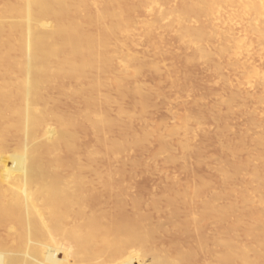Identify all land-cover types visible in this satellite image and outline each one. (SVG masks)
<instances>
[{
  "label": "bare ground",
  "instance_id": "6f19581e",
  "mask_svg": "<svg viewBox=\"0 0 264 264\" xmlns=\"http://www.w3.org/2000/svg\"><path fill=\"white\" fill-rule=\"evenodd\" d=\"M140 12L141 15L143 13L146 14L148 18L146 19V16L143 17V14L139 22L137 13ZM198 16L204 17V20H197ZM196 20L200 22V25L198 22V25L195 27ZM136 26H138L139 31L135 30ZM158 30H160L159 33ZM171 35L173 39H170L169 36ZM120 37L127 40V43H137L138 47V42L140 44V42L144 41L146 43L143 42V44L150 43V45L154 46L155 40L162 44L163 39H177L174 41H178V44L183 48L180 50L190 49L193 53L192 58L189 56L188 58L184 57L186 59L184 60L187 61L185 64L187 65L189 61L190 66L192 60L200 62V60L207 61L208 59L209 64L214 65L217 62V60L211 59L212 57L214 59L215 55L212 56L214 53L219 56H225L227 62L231 59H240L238 63L231 60L232 64L237 63V67L233 65V68L235 66L239 70H237L238 72L233 70L231 74L235 72L238 74H234L235 76L231 75L230 77L233 76L232 78H235L242 74L246 79L244 81H247L251 85L255 82L254 89L257 90L259 87L258 90L261 88L264 93V69H261L264 68V0H0V264H142L143 256L146 255L152 258L149 264H192L201 253H204L205 257L196 264H264V201L258 197L264 183V131H261V129V132L257 133L258 135L254 139L255 144L248 141L256 147L261 146L260 149L263 147L262 151L256 148L259 151H255V153H251L252 150H248V147L245 145V147L241 146L243 145L241 143L245 141L243 139L248 136L252 137L253 133L245 134L246 137H243V133H246L245 130L241 133L243 136L240 132H238L239 134L233 133L234 131L230 132L232 137L236 139L239 137L234 136L235 134L240 135L239 139L241 136L243 139L241 138L242 142L240 145H238L240 141L237 139L238 143L236 142V146H229L230 143L229 145L226 143L229 147L224 150V153L232 158L234 155L239 156V152H242L240 150L246 148L249 151H246L248 156L244 160L241 158L243 160L241 162L239 159L236 160L239 162L235 161L230 164L224 158L223 162H228L226 165L229 164V166L220 165L218 166V171L213 166V171L218 172L216 176H218L219 186L205 198H202L201 194L208 187L207 181L209 180L204 179V175H202L203 177H200V175L197 179L198 181L196 180L198 182L197 185H194L195 188H192L193 190L190 192H186L184 187H175L174 189V184L172 185L171 183L168 184L171 185L167 188L166 184L165 188L167 189L162 187L163 193L161 197L160 195V198L150 197L143 209H140V198L130 197V195L126 197H114L103 204L94 201L95 188L91 186L89 181L90 174L99 166L114 164V168L111 167L110 172L103 176V184L108 186L116 182H129V179H132L135 173L133 175L132 171H126L125 168L127 167L123 165H127V161L124 163L123 159L124 152H127V148L139 150L143 147L144 149V143L147 142L148 129L152 128L153 131V127L150 128L151 124L149 121H145L143 116L142 120L144 122L140 121L138 117V122H140L138 126L144 127L147 124L141 126V123L146 122L149 123L148 129L142 128L138 135H129V128L124 119L125 115L129 114L131 120L135 116L133 115V111L131 112L132 117L130 116L131 113L122 110H118V113L117 111L114 112L117 114L110 116V114H113V112L109 113V111H112L110 110L111 104L116 103L120 99V96L126 93L125 89H127L128 84L130 86L131 82H136L139 75L136 76L139 70L138 66H141H136L134 62L140 55L136 56V58L135 56L125 58L123 53L119 54L117 52L119 55H123L121 57L113 52V50L116 52V48L125 41L122 40L123 42L120 43ZM205 38H208L206 39L207 41L211 40L210 43ZM204 42L205 44H209L204 47ZM158 46L161 47L160 45ZM144 47L145 45L143 49L147 51L148 49ZM126 50L128 49L126 48ZM133 50L137 51L134 47ZM144 50L143 52L145 53ZM155 51L156 49H153V52ZM157 51L159 53L163 52L159 48ZM177 51H174L176 55ZM126 52L128 53V51ZM170 52L172 51L170 50ZM180 52L179 55H181ZM155 54L157 53L155 52ZM155 54L152 55L157 56ZM165 55L162 57H165ZM148 57L151 59V55ZM148 57L145 56L144 58ZM159 57L156 59L154 57L153 62L155 60L158 62V59H161ZM179 57L177 56L178 59H183L182 55L181 58ZM177 58L175 57V59ZM149 59L145 63H149ZM166 59L169 60V58ZM252 59H255L253 62H256V65H262L261 67H252V64H249L253 69L246 71L243 64ZM181 60H179L180 65H178L182 68L184 60ZM225 60L221 62H225ZM174 61L176 62V60L170 62ZM159 62L164 63L166 61L159 60ZM168 62L166 63L168 64ZM200 63L197 62L195 66L197 64L200 65ZM158 65L160 66V64H157L159 68ZM165 65L163 64V67ZM201 65L203 66L204 64L202 63ZM166 67L164 68L166 69ZM219 67L214 66L213 71H217ZM222 67L224 69L227 66L222 65ZM205 68L208 69L206 66ZM155 70L153 68V71ZM142 71L144 73L146 70ZM228 71L229 74L230 70ZM160 73L164 77V74ZM209 73L208 70V75L210 76L211 73ZM203 74H206L205 77L207 76V73ZM214 74L215 76L217 75L216 77L219 76V72H215ZM127 75H135L136 78L134 77V80L132 79L128 83L129 81L125 80L126 78L128 79ZM183 76L185 77V74ZM145 77L148 78V76ZM215 78L211 81L214 82L217 79ZM154 79L151 76L150 80H148L155 82L156 79ZM182 79L186 81L187 78ZM124 80L128 83L126 86V83L123 84ZM178 80L175 79V81ZM183 80L181 82L184 85L190 82L187 81L185 83ZM207 81L209 82V80ZM239 81L238 84L240 83ZM167 82L166 80V84ZM202 84L203 82L199 85ZM257 84L258 86L256 87ZM146 85L148 84L146 83L144 86L146 87ZM189 85H192V81ZM199 85L197 86L198 88ZM219 85L222 86L224 84ZM241 85H244L245 89L248 87L245 82L240 83L239 87L237 86L238 92L236 90V92L232 91L236 87L232 90H230L229 86L227 87L232 91V95L235 93L237 96L241 92L238 88L241 87V89L245 90ZM141 86L135 85L132 88L129 87L128 91L126 90L127 94H130V97L133 95H131L129 90H132L133 94L135 93L134 97H132L134 100L127 97L129 94H126L127 96L126 98L124 96V98L126 100L129 98L133 102L136 99L135 95H137V104L143 115L148 111V108H152L151 105L153 103L149 105L148 94ZM173 86L175 85L173 84ZM202 86H205V84ZM205 87H200L198 90L201 91V88L205 90ZM209 87L212 88V85ZM222 87L225 91L228 90L225 85ZM222 87H218L217 89L224 91ZM150 89L153 90L151 87ZM190 89H194L193 86ZM110 91H113V96L116 93V96L110 95ZM203 91L200 93L202 94ZM230 91L227 92L229 93ZM248 91L243 95L245 98H248L242 99L243 103L246 104L240 102L241 97H239L240 100L236 96V98L233 97L230 100V97L226 96L227 93L222 95L227 99H222L219 96L220 98L217 100L219 103L212 100L217 106H214V102H210L213 103V107L217 108L222 102L221 99H226L224 100L226 102H223L225 106L226 103L228 105V102L234 106V103H237L234 99H238L239 101H236L239 104L243 106L249 105L246 106L249 108L248 99L250 101L252 97L257 99L258 103L264 102L263 98H259L256 95L253 96L252 91L250 92L252 97L250 95L245 96ZM158 92L161 93V90ZM242 92L240 93L241 95ZM200 93L198 92V95ZM231 93L228 95L230 96ZM263 93L262 95H264ZM216 94L218 95V93ZM259 94L261 95V92ZM167 95L165 94V98ZM202 96L204 97V95ZM122 97L121 99H124ZM228 99L229 101H227ZM254 99L253 101H255ZM125 101H119L122 103V105H119L123 109L128 106ZM167 101L165 100V104ZM191 101L189 100V103ZM189 103L186 106L192 104ZM258 103L256 104L259 106ZM133 104H130L129 107L131 105L133 107L136 106ZM169 104L167 103V106ZM256 104L255 106L251 105V108L258 107ZM260 105L262 106L261 110H264L263 103ZM157 106L159 105L156 103V106L153 107L155 111H157ZM211 106L207 108L206 105H202V107H206L207 109H210ZM225 106L223 107L225 108ZM197 107L199 108V105L195 107L199 111ZM213 107L211 109L214 112L216 108L214 110ZM223 107L222 109L224 110ZM228 107L231 108L232 105L227 106V110L223 111L226 117L228 115L225 113L228 110V112H232L229 115L241 112V108L240 110L238 109L239 112H235V109L233 111L228 109ZM157 109H161V106ZM183 109L186 110L188 108ZM254 109V112L257 111ZM242 110L244 111V109ZM261 110L258 109L259 112ZM221 111L218 112L216 110L218 114L216 112L214 114L218 115V118H221L223 113ZM178 112L177 119L174 117L176 115L173 116L174 121H181L188 115V112L186 114L183 110ZM197 113L204 114L203 117L206 114L205 117L208 115L209 118L216 120V115L214 116L204 111L202 113L201 109ZM197 113L196 115H198ZM249 113L244 117L245 121ZM138 114L140 115L139 111ZM201 114L200 117L202 116ZM242 114L240 113V119H243V116H245L244 114L242 116ZM263 114L259 116L255 112L252 115L264 117ZM116 115L117 117H115ZM188 116L191 117L192 115ZM249 117H251V114ZM151 118L153 120V116ZM147 119L148 117L146 116ZM135 120L133 121L136 122ZM168 122L169 126L170 123ZM201 122L203 123L204 121L201 120ZM241 122L239 121V123ZM251 122L249 125L245 122L247 123L245 128L251 124L259 125ZM176 123L178 122L176 121ZM218 124L220 125V123ZM224 124L223 126H226ZM160 125L162 127V124ZM187 125V128H185L184 124L183 126L181 125L180 136H185L184 131L188 129ZM194 125L197 126V124ZM226 127L224 128L225 131H223L222 127L220 128L222 130L216 129V131L221 132L220 135L224 132L229 133L230 130L227 131L229 129L228 125ZM249 128H246V131ZM138 129L140 130L141 128L138 127ZM83 130L91 133L92 140L79 145L75 139ZM114 130L117 131L116 135H118L116 137L112 133L115 138L109 134ZM155 131L154 134H156ZM166 132H170L171 134L172 130ZM218 132L212 133V137ZM227 133L225 134L229 136L230 141L231 137ZM160 134L158 133V135ZM108 135H111V137ZM208 136L210 135L207 134L203 137ZM10 137H14L17 140L13 148L8 147V139ZM203 137L196 141H204ZM215 137L214 139L217 140ZM223 137L226 138H222L223 140H228L226 136ZM234 138L232 140H236ZM149 139V141L152 140V138ZM167 140L163 137H158L156 139L158 143H155V146L153 144L152 147L159 148L160 151L170 150L174 153V150H171L173 142L170 145L171 147L167 149L166 143L169 144ZM223 144V146L226 145L225 143ZM148 146L147 151L150 150L152 152L154 148H150L151 142H149ZM179 146L183 153L191 151L184 137L179 141ZM194 146L196 147V145ZM250 148L252 147L250 146ZM196 149L199 150L198 147ZM220 149L223 148H219L218 152ZM147 151L145 152L147 153ZM221 151L223 153V150ZM129 153L130 151L128 150V155ZM176 153L178 154L179 152ZM132 154L135 155L136 152ZM169 155L166 156L169 157ZM162 156L165 158L160 153L159 158ZM179 156L175 155L174 158L178 157V161L182 162L183 159H180ZM139 157L142 159V156ZM24 158L29 159L30 165L28 166L27 173L21 179L17 165ZM171 158L173 159V156ZM201 158L204 159L205 157ZM210 158L213 157L211 156ZM155 159H153L155 162L157 161V163L161 164L160 167L164 166L161 162L162 159L159 160L157 156ZM172 159L166 161L165 164L167 162L170 164ZM134 160L133 158L131 159V161ZM153 160L151 158V161H148L152 162L150 163L151 167L148 169L151 170L153 166V168H156V172H159V165L157 166ZM216 160H213V162H216ZM252 160L255 161V165L259 163L257 167H254L255 165L252 166ZM176 161L177 159L174 163ZM135 162L130 163L134 165ZM195 162H193V165L195 164L196 167L198 160ZM153 163L157 167L152 165ZM131 164L128 167H133ZM139 165L142 169L144 168L142 167L143 165ZM185 167L184 170L187 171V166ZM141 168V171L137 169L139 175L143 171ZM244 168H250L249 174L245 179L248 183H254V186L241 189L242 185L239 183V180H242L245 174L240 172ZM132 169L135 170V168ZM144 173H147V171ZM189 174L187 172L188 176H190ZM239 174L240 176L244 174L242 179H237ZM187 175H185L186 179ZM233 180H238L237 182L241 185V190L237 186H232L233 182V185L239 186ZM168 181L170 182L172 179H168ZM221 200L225 202L221 203ZM152 213H155V216L156 214H159L158 216L162 214L163 216L161 215L162 217L160 216L159 218H163L165 221V223L160 221L161 225L162 223L164 224L161 228H158L160 224H156L158 226H156L157 230H154L155 226L153 227L154 229L147 227L151 221ZM206 223H210L212 226L210 233H206L203 230V226Z\"/></svg>",
  "mask_w": 264,
  "mask_h": 264
},
{
  "label": "rangeland",
  "instance_id": "374dc122",
  "mask_svg": "<svg viewBox=\"0 0 264 264\" xmlns=\"http://www.w3.org/2000/svg\"><path fill=\"white\" fill-rule=\"evenodd\" d=\"M10 1H12V0H10ZM167 5V4H166ZM165 5V6H166ZM138 14V16H140L139 18H138V16H137V19H138V21L140 22L141 20H140V18H142V15L144 14H142L141 15V12L140 13H137ZM146 16V19L148 18V16L146 15V14H144L143 15V17H145ZM199 17V16H198ZM197 17V20L199 19L200 21H203L204 20V17H199L198 18ZM202 18V19H201ZM144 19V18H143ZM142 19V20H143ZM145 20V19H144ZM197 20H196V22H197ZM199 22V21H198ZM198 22L197 23H195L196 25H195V27L198 25ZM199 25H200V22H199ZM137 28H135V30H137V31H139L138 30V26H136ZM136 31V32H137ZM160 32V30H158V33ZM170 37V39H173V37H172V35L171 36H169ZM172 37V38H171ZM166 38H167V36H166ZM168 40V39H163V42H161L162 44H160L158 41H156L155 40V42H154V46H152V44L150 45V43H148V44H143V42L141 43L140 42V44H139V42H138V45H139V47L136 45V44H130V43H127V40H125L123 37H120L119 38V41H120V43H122L123 41L122 40H125L123 43H122V45L120 44L116 49H117V51L115 52V50H113V52L115 53V54H118L117 52H119V54H122L123 53V55H124V57L125 58H129V57H134L135 56V58H136V56H138V55H140V56H138L139 58H137V60L136 61H134L135 62V65L136 66H138V65H141V66H138L139 67V70H138V72H137V74H136V76L138 77L137 79H136V82L135 81H133V82H131L132 81V79L134 80V77L136 78V76L135 75H133V76H129V75H127L128 76V79L126 78L125 80L127 81H129L128 83H130L131 85L129 86V84L128 83H126V81L125 82H123V84L124 83H126L125 84V86L127 85V89H125V94H123L122 96H120V99H119V97H118V99L119 100H117V102H123V101H125L126 99V96L129 94H127V91H128V88L130 87V88H132L133 86H135V85H138V86H141L142 84V89L143 90H145V92L148 94V103H149V105H151L152 103L154 104H152L151 105V107L152 108H148L147 110L148 111H146V112H148L147 114H146V112L142 115L141 113L142 112H140V110H139V107H138V104H137V100H138V96L137 95H135V101H131V99L132 100H134V98H132V97H134V94H133V92H132V90H129L130 91V93H131V95H133V96H131L130 97V94H129V96H127V97H129V98H131V99H129L130 100V102H129V100H128V103H127V100L125 101L126 102V104H128V106L125 108V105H124V103H123V105H124V108L125 109H123V107L121 108L120 107V105H122V103H113V104H111V108H110V110H112V111H109V113H112L113 112V114H110V116L111 115H115V114H117L118 113V110H122V111H127V113H131L132 111H133V115H135V116H133L132 117V113H131V117H132V121L133 120H135L136 122H132L131 120H130V117H129V114L127 115L126 113V117H125V119H124V121L126 122V125H127V127L129 128V130H128V133H129V135H138L139 133H140V131L142 130V128H147L148 129V124L150 123L151 125H154V126H151L150 125V128L151 127H153V131H152V128L151 129H148V135H147V138L149 137V138H152V140L151 141H149L150 139L148 138H146V141L147 142H145L144 143V149H143V147H141L142 149H139V150H136V149H132V150H130V148H127V152L125 151L124 152V163H125V161H127V165H125V164H123L124 166H126L127 168H125V167H123V168H125L126 169V171L127 172H130V171H132L133 172V175H134V173H135V175H134V177H132V179H129V182H116V183H113V184H111V185H105V184H103V176H105L107 173H109L110 172V170L112 169V168H114V164H106L105 166H99L96 170H94V172L93 173H91L90 174V183H91V186H93L94 188H95V197H94V201L95 202H98V203H107L108 201H109V199H111V198H114V197H123V196H128V195H130V197L132 196V197H138V198H140V209H143L144 207H145V205L148 203V201H149V199H150V197H154V198H160L161 197V195H162V191H163V189H162V187H166V184H167V188L168 187H170V185L172 184H174V189H175V187H184L185 189H186V192H190V191H192L194 188H195V186L197 185V179L199 178V176L200 177H203L202 175H204V179H206V180H209V181H207L208 182V187L206 188V190L201 194V197L202 198H205L206 196H208L209 194H211L212 192H214L215 191V189H217L218 188V186H219V183H218V176H216V174L218 175V172H216L215 170H217L218 171V166H220V165H225V166H229V164L230 163H232V162H235L236 160H239L240 159V162L241 161H243L244 159H245V157H247L248 155H247V153H246V151L247 152H249L248 150H252L251 151V153L253 152V153H255V151H259V150H257V149H260V147L261 146H258V147H256L254 144V139L257 137V135L261 132V131H264V129H262V128H264L263 127V125H264V117L262 116V117H258V116H253L252 114L253 113H255V112H257V114L260 116V114L262 115L263 113H264V110H261L262 109V106L260 105V104H262L263 103V109H264V102H260V103H258V101H257V99H254L252 96H251V94H250V92L253 94V96L254 95H256V96H259V98H263V100H264V95H262V89L260 88L259 90H258V88H257V90H258V93H257V90L256 89H254L255 87H253L256 83L254 82L252 85L250 84V83H247V81H244V80H246L245 79V76L244 75H242V74H240L241 76H236L235 78H232L233 76H235L234 74H238L237 72V70H239V69H237L236 67H237V63L240 61V59H236V60H234V59H231V60H234V61H237V63L235 62L234 64H232L231 63V60H229L228 62H227V59H226V57L225 56H219L218 54H216V53H214V54H212V56L213 55H215V57H214V59H213V57L211 58V56H210V58L212 59V60H214V61H216L217 60V62L214 64L213 62V64L214 65H211V64H209L210 62H209V59L207 60V61H204V60H200V62L199 61H197L198 63H200V65L203 63L204 65L202 66H200L199 64H197L196 66H195V64L197 63L195 60H192L190 63H191V66L189 65V61H188V64L186 65L185 63H187V61H185L186 59V57L188 58V56L189 57H191L192 58V56H193V53H192V51L190 50V49H188V50H180L182 47L178 44V41H174V40H177V39H174V40ZM206 39H208V38H205V40ZM165 40V41H164ZM168 40V41H167ZM204 40V41H205ZM207 41V40H206ZM205 41V42H206ZM211 41V40H210ZM210 41H207V42H209L210 43ZM205 42H204V47H205V45H208V44H205ZM125 43V44H124ZM127 43V44H126ZM144 43H146V42H144ZM159 43V44H158ZM164 43V44H163ZM143 44V45H142ZM172 44V45H171ZM142 47H141V46ZM145 45V49H148L147 51H145L144 49H143V46ZM146 45H148V47H146ZM158 45H160L161 47H159ZM169 45V46H168ZM173 45H174V47H176L175 49H174V47H173ZM122 46V47H121ZM128 49V50H126V48ZM132 48H131V47ZM164 46H166L165 47V49H164ZM180 48H179V47ZM133 47H134V49L135 50H137V51H134L133 50ZM156 47V48H155ZM170 47V48H169ZM131 48V49H130ZM159 48V50L160 51H163V52H161V53H159L158 51H157V49ZM161 48V49H160ZM172 48V49H171ZM140 49V50H139ZM142 49V50H141ZM153 49H156V53L157 54H155V52H153ZM166 49H167V51H166ZM172 51V52H170V50ZM174 49V50H173ZM183 49V48H182ZM121 50H123L121 53H120V51ZM133 50V51H132ZM143 50L145 51V53L143 52ZM176 50H178L180 53H181V55L183 56L182 58V60H184L183 62V65H182V68L179 66L180 65V61L179 60H181V59H178L177 58V56L179 57V58H181V55H179V52L177 51V55H176V53L174 52V51H176ZM126 51H128V53L126 52ZM130 51H132V52H130ZM138 51H140V52H142V53H144V54H142V53H140V52H138ZM169 51V52H168ZM188 51V52H187ZM189 51H190V53H189ZM135 52V53H134ZM147 52V53H146ZM175 53V57L178 59H175V57H174V53ZM186 52H187V54H186ZM137 53H140V54H137ZM149 53H152V54H155V55H157V56H154V55H152V54H149ZM165 53H169L168 55H167V57H166V55H165ZM185 55H183V54ZM118 54V56H121V57H123V55H119ZM134 54V55H133ZM142 54V55H141ZM145 54H147V55H145ZM161 54V55H160ZM149 55H151V59H149ZM165 55V57L166 58H169V60L170 61H172V60H176V62L174 61V62H170L169 60H167L165 57H162V56H164ZM117 56V55H116ZM145 56H147L148 58H144ZM160 56V57H159ZM169 56V57H168ZM172 56V57H171ZM141 57H143V58H141ZM154 57H155V59L157 58V57H159V58H161V59H158V62L155 60V62H153L154 61ZM185 57V58H184ZM165 58V59H164ZM171 58H174V59H171ZM145 59V60H144ZM147 59H149V63H151V64H149V63H145V61H148ZM226 59V60H225ZM159 60L161 61H166V62H168V64L166 63V62H164V63H162V62H159ZM181 60V61H182ZM197 60V59H196ZM224 61L225 60V62H221V61ZM253 60L255 61V59H252V60H250L249 62H247V63H245V64H243V67H244V69L246 70V71H251L253 68V66L255 67H257L258 65H256V62L254 63L253 62ZM178 61V62H177ZM234 61H232V62H234ZM196 62V63H195ZM209 64V65H211L212 66V69H211V66H209L207 63ZM143 63H144V65H143ZM174 63V64H173ZM222 63V64H221ZM225 63V64H224ZM255 65H254V64ZM147 64H149V65H147ZM157 64H160V66H159V68H161V69H159L158 67H157ZM163 64L165 65V64H167V65H165V66H167L166 67V69L163 67ZM179 64V65H178ZM182 64V63H181ZM206 64V65H205ZM249 64H252V67H251V65H249ZM151 65V66H150ZM171 66L170 68H169V66ZM176 65V66H175ZM188 66V67H186V66ZM199 65V66H198ZM209 67H208V66ZM223 65V66H227V67H225L224 69H223V67L221 68V66ZM233 65H236V67L234 66V68H233ZM261 65L262 64H260L259 66L261 67ZM263 65H264V63H263ZM153 66V67H152ZM155 66V67H154ZM205 66L208 68V69H206L205 68ZM214 66H217V67H219L218 68V70L217 71H215V72H219V76L218 77H216L215 76V72L213 71V67ZM230 66V67H229ZM258 66V67H259ZM142 67V68H141ZM148 67V68H147ZM230 69H229V68ZM231 67H232V69H231ZM264 67V66H263ZM152 68V69H151ZM153 68H154V70L155 71H153ZM169 68V69H168ZM177 68V69H176ZM195 70H194V69ZM146 70V71H148L147 73H149V74H147V73H145L146 71H144V73H143V71L142 70ZM176 69V70H175ZM221 69H223L222 71H221ZM250 69V70H249ZM261 69H264V68H261ZM149 70H151V71H149ZM160 70V71H159ZM204 70V71H203ZM207 70V71H206ZM208 70H209V72L211 73V75L209 76L208 75ZM211 70H212V72H211ZM227 70V74L225 73V71ZM228 70H230V75L228 74ZM233 70H236L237 72H233L234 74H231V72L233 71ZM169 71V72H168ZM181 71H183V72H181ZM153 72V73H152ZM154 72H155V74H157V75H155L154 74ZM160 72H162L163 74H164V77H162L163 75L160 73ZM192 72V73H191ZM240 72V71H239ZM143 73V74H142ZM180 73V74H179ZM185 74V77L183 76L184 74ZM203 73H207V76H208V78L206 79V77H205V75L203 74ZM209 73V74H210ZM224 73H225V75L228 77V79H226L227 77L224 75ZM141 74V75H140ZM145 74V75H144ZM147 74V75H146ZM167 74V75H166ZM172 74H174L173 76H174V80H173V76H172ZM179 74V75H178ZM192 74V75H191ZM197 74V75H196ZM214 74V75H213ZM153 76V79H154V77H155V82L153 81V80H151V81H149L150 80V78H151V76ZM165 75H166V77H165ZM224 75V76H223ZM231 75H233L232 77H230ZM140 76H142L140 79H139V77ZM144 76V77H143ZM145 76H148V78H146ZM176 76H177V78H176ZM180 76V77H179ZM244 76V77H243ZM129 77H130V80H129ZM187 78L186 79V81L185 80H183L182 78ZM202 77H204V78H202ZM212 77H216L215 79L216 80H214V82H212L213 81V79L214 78H212ZM242 77V78H241ZM169 78V79H168ZM178 78H179V80H178ZM237 78V79H236ZM149 79V80H148ZM168 81L167 82V84H166V80ZM175 79H177L178 81H175ZM200 79V80H199ZM221 81H220V80ZM143 80V81H142ZM149 81V83H148V81ZM183 80V82H189V83H191V81H192V85H189V83H186V85H184V83L182 84V81ZM203 80V81H202ZM207 80H209V82L207 81ZM212 80V81H211ZM228 80H233L232 82L231 81H228ZM237 82H236V81ZM239 80H241V81H239ZM157 81H158V83H159V81H160V83L158 84L157 83ZM165 81V82H164ZM203 82V84H205V86H202V85H199V84H201V82ZM205 81V82H204ZM238 81L242 84V82L244 83H246L247 84V86L248 87H246V89H245V87H244V85H241L242 87H244V89L245 90H243V88L241 89V87L240 88H238V90L240 89V91L242 92V95L240 94L241 92H239L238 94H237V96H236V94L234 93V92H236L237 91V86L239 87V85H240V83L238 84ZM135 82V83H134ZM150 82H153V83H155L154 85H153V83H151L150 84ZM199 82V83H198ZM206 82H208L207 84H206ZM219 82H221V83H219ZM228 82V83H227ZM230 82V83H229ZM234 82H236V83H234ZM133 83H134V85H133ZM137 83V84H136ZM147 83L148 85H146V87L144 86L145 84ZM217 83H219V84H224L226 87L227 86H229V88H231L230 90H232L233 88H235L234 90H232V91H234L233 93V95H232V91H230L229 90V88L227 87V89L228 90H224V88L222 87V86H224V85H219V84H217ZM141 84V85H140ZM157 84V85H156ZM160 84H162V85H160ZM165 84V85H164ZM171 84H172V86H171ZM173 84L175 85V86H173ZM188 84V85H187ZM214 84H215V86H214ZM161 87H160V86ZM165 87H164V86ZM167 85V86H166ZM199 85V88L197 87ZM212 85V88L211 87H209V86H211ZM232 85H233V87H232ZM147 86H150L151 88H153V90L152 89H150V87H147ZM191 86H193V88L194 89H190L191 88ZM217 86V87H216ZM258 86V84L256 85V87ZM259 86H260V84H259ZM163 87V88H162ZM187 87H190V88H187ZM200 87H205V90H206V92H205V90L203 91L202 90V88H201V91L200 90H198V89H200ZM218 87H222L223 88V90L224 91H221V90H219V89H217ZM226 87H225V89H226ZM160 88V89H159ZM162 88V89H161ZM170 88V89H169ZM249 89V91H248V89ZM124 89V88H123ZM197 89V90H196ZM208 89H210V90H208ZM213 89V90H212ZM221 89V88H220ZM252 89V90H251ZM253 89H254V91H253ZM127 90V91H126ZM161 90V93L160 92H158V91H160ZM166 90V91H165ZM213 92H212V91ZM219 90V91H218ZM236 90V91H235ZM251 90V91H250ZM148 91V92H147ZM157 91V92H156ZM203 91V93L201 94L200 92H202ZM209 91V92H208ZM211 91V92H210ZM227 91H230L229 93L227 92ZM246 91H248L249 92V94H248V92H247V94L245 95V96H249L250 95V97H252L255 101H256V103H258L259 104V106L255 103V101H253V99H252V101H251V99H250V101H249V99H248V102H247V100H246V102L248 103V104H250V108L249 107H246V106H249V105H245V106H243L242 104H246V103H243V100L242 99H247L248 97H244L243 95L245 94V92ZM113 91H110V95L112 94V96H113V93H112ZM198 92L200 93L199 95H198ZM223 94H222V93ZM238 92V91H237ZM254 92H255V94H254ZM261 92V95L259 94ZM47 93V92H46ZM158 93H160V94H158ZM167 95V97H168V99H167V97L165 98V94ZM216 93H218V95L216 94ZM219 93H221L220 95H219ZM227 93V97L229 98L230 97V100L231 99H233V97L234 98H236V97H238V99L240 100V98L239 97H241V100H240V102L242 103V104H239V100L238 99H236V100H238V101H236L235 99H234V101L235 102H237V103H234V106H233V104H229V102H228V105H227V103H226V106H225V104L223 105V102H226V101H224V100H226L227 98L226 97H223L222 95H225ZM231 93V95L229 96L228 94H230ZM257 93V94H256ZM127 94V95H126ZM264 94V93H263ZM202 95H204V97L202 96ZM241 95V96H240ZM116 96V93H114V96L113 97H115ZM124 96H125V98H124ZM157 96V97H156ZM164 96V97H163ZM199 98H198V97ZM202 96V97H201ZM214 96H215V99H214ZM223 99V98H226V99H224V100H222L221 99V103H222V106H221V103L219 104L220 105V107H219V105H218V108L217 107H213V103L212 102H216V103H219V101H217L220 97ZM236 96V97H235ZM244 98H243V97ZM255 96V97H256ZM121 97L122 98H124V99H121ZM232 97V98H231ZM159 98V99H158ZM163 98H164V100H163ZM170 98V99H169ZM203 98V99H202ZM213 98V99H212ZM152 99V100H151ZM155 99V100H154ZM194 99V100H193ZM200 99H202V100H200ZM150 100V101H149ZM153 100H154V102H153ZM165 100L167 101L166 102V104H165ZM169 100H170V102H169ZM189 100L191 101V100H193V101H191V103H189ZM212 100H214V101H212ZM186 101H187V103H189V104H191V105H188V106H186L187 105V103H186ZM203 103H202V102ZM208 101V102H207ZM210 101H212V102H210ZM227 101H229V99L227 100ZM262 101V100H261ZM163 102H164V104H163ZM186 104H185V103ZM214 102V103H215ZM245 102V101H244ZM252 102V103H251ZM133 104V103H135V104H133L135 107H133L132 105V107L130 108L129 107V105L130 104ZM156 103H157V105H159V106H157L156 107V110L158 111L159 110V112H157V111H155V109L153 108L154 106H156ZM167 103H170L168 106H167ZM183 103H184V105H183ZM194 103V104H193ZM196 103V104H195ZM209 103H210V105H212L211 107H210V109H207V108H209ZM214 104V106L216 105L217 106V104ZM232 103H233V101H232ZM254 103V104H253ZM120 104V105H119ZM236 104H238V106H236L235 107V105ZM255 104L259 107H256V108H258L259 110H261L260 112L258 111V109H256L255 107V109L254 110H257V111H253V109L251 108L252 106L251 105H253V106H255ZM119 107H118V106ZM148 105V106H149ZM183 105V106H182ZM194 107H193V106ZM199 105V108H198V110L200 111V109H201V112L203 113V111L205 112V113H207L208 112V114L210 113L211 115H216V114H214V112H216V110L218 111V112H220L221 111V109H222V107L223 106H225V108H224V110L222 109V111H221V113L223 112V111H226L227 109H226V107L227 106H230V105H232V107H233V109H232V107L230 108V107H228V109H231V110H233L234 111V109H235V112H239V110H240V108H241V114L243 113L245 116H243V114H242V116H243V119L241 118L240 119V117H241V115H240V113H237V114H230L229 115V113H232V112H226L225 114L226 115H228L227 117L226 116H224V112L222 113V116H221V114H220V116H221V118L219 117H217L218 115H216L215 117H216V120L215 119H211V118H209L208 117V115H207V117H205L206 116V114H205V116L203 117V115L201 114V113H197V112H199V111H197V109L195 108L196 106H198ZM200 105H201V107H202V105L203 106H205L206 105V107L204 108V107H200ZM160 106H161V109H157V108H160ZM192 106V107H191ZM240 106V107H239ZM117 107V108H116ZM150 107V106H149ZM188 108V109H183V108ZM191 107V108H190ZM214 108V110H215V108H216V110L213 112V109H211V108ZM135 108H136V110H135ZM202 109H203V111H202ZM239 109V110H238ZM242 109H244V111L242 110ZM114 110V111H113ZM153 110H154V112H153ZM180 110H183L186 114H187V112H188V115H192L191 117H189L188 115H186V117L185 118H183L184 119V121H183V119L180 121H178V120H176L177 118H178V111H180ZM188 110V111H187ZM207 110V111H206ZM212 110V111H211ZM250 110V111H249ZM251 110H252V112H251ZM117 111V113H114V112H116ZM138 111H139V113H140V115L138 114ZM177 111V112H176ZM191 111V112H190ZM197 111V112H196ZM213 112V113H211V112ZM246 111V112H245ZM251 112V113H249V112ZM156 112H157V114H156ZM161 112V113H160ZM168 112V113H167ZM182 112V111H181ZM218 112H216L217 114H218ZM235 112H233V113H235ZM134 113H136V114H134ZM172 113H173V115H172ZM191 113V114H190ZM196 113L198 114V115H196ZM249 113V115L251 114V117H249V115H248V117H247V119H246V121H245V118L244 117H246V115ZM200 114L202 115L201 117H200ZM137 115V116H136ZM139 115V116H138ZM174 115H176V116H174ZM232 115V116H231ZM264 115V114H263ZM112 116V117H113ZM142 118H141V117ZM143 116H144V120L145 121H149V123H143L144 121L142 120L143 119ZM146 116L148 117V119L146 120ZM153 116V120H152V117ZM157 116H158V118H157ZM161 118H160V117ZM173 116L174 117H176V121L178 122V123H176V121H174V118H173ZM210 116V115H209ZM214 116H212V117H214ZM224 116V117H223ZM230 116V117H229ZM253 116V117H252ZM115 117H117V115L115 116ZM136 117V118H135ZM140 118V121L142 120L143 122L141 123V126H143V124H147V125H144V127H140V126H138V125H140V122H138L139 121V118ZM211 117V116H210ZM223 117V118H222ZM255 117V118H254ZM158 121L159 119H162V120H159V121H162V122H160L159 123V121L157 122L155 119ZM163 118H164V120L166 121L165 123H164V120H163ZM170 118V119H169ZM199 118V119H198ZM231 118V119H230ZM252 120H251V119ZM187 121H186V120ZM199 121H198V120ZM217 119H218V121H217ZM227 119V120H226ZM256 119V120H255ZM169 122H168V121ZM171 120V121H170ZM201 120L202 121H204L203 123L201 122ZM224 120V121H223ZM226 120V121H225ZM229 120V121H228ZM250 120V121H249ZM259 120V121H258ZM220 121V122H219ZM235 121V122H234ZM239 121L241 122V123H239ZM252 121V122H251ZM131 122H132V124H131ZM157 122V123H156ZM167 122L168 123H170V125L168 126V124H167ZM195 122V123H194ZM230 122V123H229ZM245 122H247V123H245ZM253 123V122H255V123H257V124H259L258 126L255 124H251L250 126H247L246 128L248 129L249 127V130L248 131H246V128H245V126H246V124L247 125H249V123ZM259 122V123H258ZM260 122H262V123H260ZM159 123V124H158ZM180 123H181V125L183 126V124L185 125V128H187L186 127V125L187 124H189V125H187L188 126V129H185L186 131H184L185 132V136H183L185 139H186V141H187V143H188V145L190 146V148H191V151H188L187 153H183L182 152V150H181V148H180V146H179V141L183 138L182 136H180L181 135V133H180V129L182 128V126L180 125ZM187 123V124H186ZM203 124V125H199V124ZM207 123V124H206ZM214 123V124H213ZM216 123V124H215ZM218 123H220V125L218 124ZM224 123H226V124H224ZM239 123V124H238ZM134 124H137V125H134ZM160 124H162V127H161V125ZM180 125V126H178V125ZM193 124V125H192ZM194 124H197V126L196 125H194ZM210 124V125H209ZM211 124H213V125H211ZM223 124L224 125H228V127H229V129L227 130V131H229V133H227V132H224L223 133V131H225V127L226 126H223ZM133 125V126H132ZM166 125V126H165ZM134 126H136V127H134ZM170 126H172V127H170ZM215 126V127H214ZM238 126V127H237ZM241 126V127H240ZM244 126V127H243ZM251 126H253V127H251ZM133 127V128H132ZM138 127L139 128H141L140 130L138 129ZM217 127H219V128H217ZM223 128V131H222V135H220L221 134V132H218V130L216 131V129H220V128ZM234 127V128H233ZM138 130H137V129ZM168 130H172V132H171V134H170V132H166V131H168ZM170 128V129H169ZM227 128V127H226ZM243 128V129H242ZM132 129H134V130H132ZM166 129V130H165ZM215 129V130H214ZM260 129H261V131H260ZM150 130H151V132H150ZM154 130H156L155 131V133L156 134H154ZM157 130H158V132H157ZM183 130H184V128H183ZM220 130H222V129H220ZM238 130V131H237ZM239 130H241V131H239ZM245 130V132L246 133H243V131ZM115 131V132H114ZM114 131H112L111 133H109V134H111L112 135V133L114 134V135H116L117 134V131L116 130H114ZM132 131V132H131ZM165 131V133H163ZM233 132V133H238V132H240V134L241 133H243L244 134V136L243 137H246L245 136V134H252L251 136L252 137H250V136H248V137H246V138H244L243 139V137L241 136V138L243 139V140H245L244 141V143H246V144H244L243 142H242V139L240 140L239 139V137H240V135H235L234 134V136H239L237 139H239L238 141H240L239 142V144L238 145H240V143L241 144H243V145H241L242 147H248V150L246 149V148H244L243 150H240V151H242V152H239L240 154H239V156L238 155H234L232 158H230L231 156H227L225 153H224V150L227 148V147H229V146H236L237 145V143H238V141H237V139L236 138H234V137H232L231 136V134H230V132ZM236 131V132H235ZM252 131H254V132H252ZM256 131V132H255ZM216 133V132H218L217 134H218V137H217V134L215 135L214 134V136L212 137V133ZM153 133V134H152ZM158 133L161 135H158ZM163 133V134H162ZM167 133V134H166ZM210 135V136H208V137H203L204 135ZM225 133H227V134H229L230 135V141H229V136L228 135H226ZM233 133H232V135H233ZM254 133H255V135H254ZM258 133V134H257ZM165 134V135H164ZM172 134H173V136H172ZM239 134V133H238ZM111 135L109 136V137H111ZM114 135H112V137H114L115 138V136ZM219 135H220V137H219ZM118 135H116V137H117ZM216 136V137H215ZM223 136H228L227 137V139L228 140H223V139H226V138H224ZM255 136V137H254ZM154 137V138H153ZM158 137H163L164 139H168L167 141H168V143L169 144H167L166 143V145H167V149H168V147H171L170 145H172V147H171V150H174V153H172L170 150H167V151H160V149L158 148H156V147H152V145L154 144V146H155V143H158L157 141H156V139H158ZM177 137H178V140H177ZM202 137H203V139H204V141L203 140H200V141H196V140H199V139H202ZM214 139V137L215 138H217V140L216 139H214V141H213V139ZM114 138H112V139H114ZM223 138V139H222ZM236 139V140H232V139ZM206 139V140H205ZM219 139H221V140H219ZM76 140V143L77 144H83V143H87V142H89V141H91L92 140V135H91V133L90 132H88V131H86V130H83V131H81L79 134H78V136H77V138L75 139ZM8 147L9 148H13L14 147V145L17 143V140L14 138V137H10L9 139H8ZM156 141V142H155ZM196 141V143H194ZM202 141H203V143H202ZM248 141H251L252 143H254L253 145H251L252 143L251 142H248ZM149 142H151V146H150V148H154L153 150H152V152H150V150H148L147 151V149H148V145H149ZM165 142H166V140H165ZM173 142V143H172ZM198 142H200V143H198ZM221 142H223V143H228V145H229V143H230V145L228 146L227 144V146L225 145V146H223L224 144L223 143H221ZM237 142V143H236ZM172 143V144H171ZM191 145H190V144ZM194 143V144H193ZM203 145H202V144ZM213 143V144H212ZM221 143V144H220ZM250 143V145H248ZM223 144V145H222ZM234 144V145H233ZM156 145H158V144H156ZM176 145H177V148H178V150H177V148H176ZM194 145H196V147L194 146ZM222 145V146H221ZM245 145V146H244ZM201 148H200V147ZM250 146L252 147V148H250ZM263 146V145H262ZM158 147H159V145H158ZM193 147H195V148H193ZM199 148V150H197L196 148ZM223 148V149H220L219 150V152H218V149L219 148ZM254 147V148H253ZM264 147V146H263ZM262 147V148H263ZM149 148V149H150ZM257 148V149H256ZM262 148L260 149L261 151H262ZM176 149V150H175ZM196 149V150H195ZM201 149V150H200ZM128 150L130 151V153H129V155H128ZM221 150H223V153H222V151ZM134 151V152H133ZM138 151V152H137ZM145 151H147V153L145 152ZM198 151V152H197ZM264 151V150H263ZM136 152V154L134 155V154H132V153H135ZM176 152H179L178 154L176 153ZM149 153V154H148ZM154 153V154H153ZM160 153H161V155L163 154L164 156H165V158L163 157H160L159 158V156H160ZM200 153V154H199ZM219 155H218V154ZM132 154V155H131ZM142 154V155H141ZM150 154H152V155H150ZM170 154V155H169ZM172 154H174V155H172ZM198 154V155H197ZM202 154V155H201ZM223 154H225V155H223ZM236 154H238V153H236ZM246 154V155H245ZM250 154V153H249ZM144 155V156H143ZM150 157H149V156ZM155 155V157L157 156V158L160 160V159H162L161 160V162H162V165H164V166H162V167H160V165L161 164H159V163H157V161L155 162V157H153ZM169 155V157H167V156ZM175 155L176 156H179V158L180 159H183L182 160V162L179 160L178 161V157H176V158H174L175 157ZM222 156V158H221V156ZM243 155H245V156H243ZM139 156H142V159H141V157H139ZM173 156V159L171 158ZM199 156V157H198ZM213 157V158H210V157ZM238 156V157H237ZM130 157H131V159L133 158V160L134 159H136V160H134V161H131V159H130ZM193 157H194V159H193ZM201 157H205L204 159L203 158H201ZM216 157H217V160H216ZM244 157V158H243ZM149 158V159H148ZM151 158H152V160L153 159H155V160H153L154 161V163H156L157 164V166L159 165V172H156V168L154 167L153 168V166H152V168H151V170L150 169H148V168H150L151 167V164L150 163H152V162H148V161H151ZM186 158H188V159H186ZM200 158V159H199ZM219 158V159H218ZM224 158H225V160L226 161H228L229 162V164L228 165H226L228 162H226L225 161V163L223 162L224 161ZM243 160H242V159ZM171 160L172 159V162L170 161V164H168V162L165 164V162L166 161H168V160ZM177 159V161H178V163H174V161ZM191 159H193V160H191ZM203 159V160H202ZM208 159V160H207ZM221 159V161H219ZM223 159V160H222ZM233 160V161H231V160ZM159 160H158V162H159ZM197 162V160H198V165L196 164V167H195V164L193 165V162H195V161ZM200 160V161H199ZM213 160L215 161L216 160V162H213ZM230 160V161H229ZM136 161V162H135ZM143 161H145V162H143ZM187 161V162H186ZM130 162H135L136 163V165L138 166V168L140 167V165L139 164H141V166L142 167H144L142 170V172H140V175L138 174L139 173V171H141L140 170V168L138 169L139 171H137V169H136V165H135V163H134V165L133 164H131ZM143 162V163H142ZM160 162V163H161ZM195 162V163H196ZM211 162H213V163H211ZM220 162H221V164H220ZM236 162H239V161H236ZM252 162H253V165L252 166H254L256 163H255V161L254 160H252ZM257 162V161H256ZM139 163V164H138ZM152 164V165H154V166H156V164ZM172 163V164H171ZM224 163V164H223ZM255 163V164H254ZM129 164H131V165H133V167L132 166H129L128 167V165ZM168 164V165H167ZM200 164V165H199ZM212 164V165H211ZM214 164V165H213ZM259 164V163H258ZM258 164L257 165H255L254 167H257L258 166ZM30 165V161H29V159L27 160L26 158H24V159H22L21 161H19L18 162V170H19V172H20V178L22 179L23 177H24V175L27 173V170H28V166ZM102 165V164H101ZM146 165V166H145ZM191 165V167H189ZM117 166V165H116ZM134 166H136V167H134ZM156 166V167H157ZM185 166H187V171L186 170H184V167ZM199 166V167H198ZM213 166H214V171H213ZM112 167V168H111ZM192 169V171H190V169ZM195 167V168H194ZM201 167V168H200ZM217 167V168H216ZM131 168V169H130ZM132 168H135V170L134 169H132ZM186 168V167H185ZM147 171V173H144V172H146L145 170ZM153 169V170H152ZM188 169H189V171H188ZM249 169L250 168H244L240 173H244V174H241V176H240V174L237 176V179H242L243 177V179L242 180H245V181H242V180H239V183H241V185H242V188L241 189H245V188H251V186H254V183H248V181L245 179V177H247L248 176V174H249ZM155 170V171H154ZM158 170V169H157ZM246 170H247V173H246ZM150 171V172H149ZM154 171V172H153ZM215 172V173H213V172ZM187 172H188V174H189V172H190V176H188L187 175ZM153 173H155V174H153ZM159 173V174H158ZM192 173V174H191ZM214 174H215V176H214ZM247 174V175H246ZM137 175V176H136ZM185 175H187L188 177H187V179H186V176ZM194 175V176H193ZM211 175H212V178H211ZM244 175V176H243ZM192 176H193V178H192ZM197 176V177H196ZM210 176V177H209ZM214 176V177H213ZM241 178H240V177ZM243 176V177H242ZM165 177V178H164ZM216 178V179H215ZM20 179V180H21ZM168 179H172V181H168ZM236 179V178H235ZM166 182H165V181ZM197 180V181H196ZM194 181H195V184H194ZM233 181H235V184H236V182L238 181V180H233ZM164 182H165V184H164ZM168 182V183H167ZM169 183H171L170 185H168ZM238 183V182H237ZM238 183V184H239ZM247 183V184H246ZM234 184V182L232 183V186H237L238 187V189L239 190H241L240 189V187H241V185L239 184V186L238 185H233ZM165 185V186H164ZM195 185V186H194ZM243 185H244V188H243ZM249 185H250V187H249ZM192 186V187H191ZM246 186V187H245ZM263 186H264V183H263ZM262 186V188H261V190H263V191H259V196L258 197H260L263 201H264V196L262 197V195H264V187ZM167 188H165V189H167ZM191 188V189H190ZM193 188V189H192ZM176 189H181V188H176ZM184 189V190H185ZM161 190V191H160ZM188 190V191H187ZM156 195H158V196H156ZM159 195H160V197H159ZM156 196V197H155ZM223 200V199H222ZM220 201L221 203L222 202H225V201ZM225 200V199H224ZM152 216H151V221L148 223V225H147V227L150 229L151 227L153 228L154 226V230H157L158 228H161V226L162 225H164L163 223H162V225L160 224V221L161 222H164L165 223V221L163 220V218L162 219H160L159 217L162 215V214H160V216H158L157 214H156V216H155V213H152L151 214ZM163 216V215H162ZM161 216V217H162ZM163 220V221H162ZM151 226H150V225ZM156 224H160V227H158ZM158 228H157V227ZM211 229H212V226L210 225V223H206L204 226H203V230H204V232H206V233H210L211 232ZM161 244V243H160ZM204 257H205V254L204 253H201L200 254V256L198 257V259L195 261V262H193L192 264H196V263H199L200 261H202L203 259H204ZM145 260V261H144ZM151 260H152V258L149 256H143V261H142V264H149L150 262H151Z\"/></svg>",
  "mask_w": 264,
  "mask_h": 264
}]
</instances>
